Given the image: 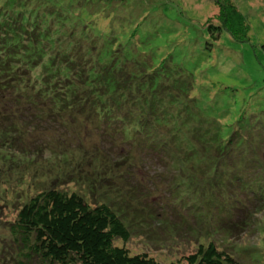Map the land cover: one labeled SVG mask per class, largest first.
I'll use <instances>...</instances> for the list:
<instances>
[{
	"label": "rangeland",
	"instance_id": "374dc122",
	"mask_svg": "<svg viewBox=\"0 0 264 264\" xmlns=\"http://www.w3.org/2000/svg\"><path fill=\"white\" fill-rule=\"evenodd\" d=\"M52 1L60 8L68 0ZM75 1L74 9L77 5L82 8L83 0ZM8 2L0 0V5ZM45 2L28 0V9L20 7L25 24L32 20L28 12L32 8L38 11L36 18L44 19L43 14L49 13L45 19L47 24L53 23L60 9L53 12L55 8L51 10ZM225 3L244 15L247 31L234 30L232 34L225 28L230 26L221 21L227 11ZM89 7L93 12L89 17L80 15L87 24L77 28L70 20L77 19L78 13L62 8L67 22L50 25L58 28L55 35L59 40L76 36L73 49L82 54L79 46H83L84 60L88 59L87 45L96 48L108 41L107 58L116 62V68L125 62L127 66L145 63L147 68L141 70L148 73L161 63L175 68L167 67L168 75H163L161 82L168 85L153 95L154 101L163 100L166 117L158 131L150 133L139 126L140 115L129 124L134 128L127 126L124 134V129L116 134L121 135L118 138L80 129L79 134L76 128L69 133L48 125L37 135L42 136L38 143H45L44 151L27 155L33 161L21 155L7 156L9 152L4 150H12L10 138L14 135L3 137L0 264H16L11 257L8 223L22 203L41 186L49 187L54 178L65 191L81 194L90 204H110L130 234L126 242L115 239L114 244L124 246L130 254L147 253L169 263L183 260L200 244L211 242L239 264H264V0H89ZM26 41L23 36L18 42ZM140 42L145 47H140ZM63 46L57 42L54 49L43 48L44 59L51 62L49 69L43 64L35 66L29 51L15 56L17 65L30 70V92L56 89L71 96L72 90L54 87L57 80L64 82L63 76L69 72L63 68L66 63L57 61ZM173 56L175 60L169 59ZM95 60L90 58L88 64ZM71 78L76 80L73 75ZM137 94L133 91L132 96ZM167 96H178L182 103L172 104ZM27 132L24 143L30 146L28 151H37L31 143L34 131ZM163 138L172 143L168 145L172 149L184 142L185 148L174 162L134 155L135 147L144 143L159 146ZM50 141L57 151L68 150L53 155L47 147ZM128 153L135 157L128 158ZM116 159L130 160L134 174L127 177L122 173L120 179L118 172L124 168H115Z\"/></svg>",
	"mask_w": 264,
	"mask_h": 264
},
{
	"label": "trees",
	"instance_id": "16d2710c",
	"mask_svg": "<svg viewBox=\"0 0 264 264\" xmlns=\"http://www.w3.org/2000/svg\"><path fill=\"white\" fill-rule=\"evenodd\" d=\"M45 1L51 6V10L55 8L53 12L60 9L53 20L54 25L56 23L57 26H62L60 24L67 22L62 11L64 7L71 8L75 14L78 13L77 19H69L76 28L87 24L85 18L82 20L80 15L89 17L93 13L89 12V0H83L82 8L78 7L81 5H77L76 9H74V4L77 2L75 0H68L67 4L59 5L60 8H57L58 6L52 0H43V3H46ZM27 3L28 0H9L7 5H0V136H2L0 144L5 145L4 138L14 135L10 138L9 147L12 150H4L9 152L7 156L21 155L26 161H33L32 156L27 157V155L44 151L42 147L44 148L45 143H38V139L41 140L42 136L37 135L38 133L42 135V129L48 125L54 127L55 130L64 129L69 133L76 128L78 133L80 129L87 132L96 131L104 137L114 135L118 138L121 135L116 134L123 132V129L122 134H124L127 126L130 127L129 124L141 115L139 126H145L150 133L158 131V125L164 121L166 114L162 106L163 100L154 101L156 96L153 95L164 90V87L168 85L166 82L162 84L161 79L163 75H168L167 67L172 69L170 66L165 67L161 63L151 73L142 71L147 68L145 63L141 66H127L128 63L125 62L123 66L116 68V62H113L112 58L108 63L110 61L107 58L110 48L108 41L96 48L87 45L88 57L85 58L88 59L84 60L83 46H79L82 54L74 52L73 45L76 43V36L72 35V39L62 40L60 38L59 40V37L55 35L58 28L50 27L53 23L48 22L47 24L45 19L49 18V13L43 14L44 19L36 18L37 9H29L32 20L25 24L24 16H20L19 11L22 6L23 10L28 9ZM225 5L227 11L223 14L221 21L230 24L225 28L232 34L234 30L247 31L244 15L240 14L234 5L230 3H225ZM29 24L32 25L27 26ZM132 35L136 40L134 33ZM23 36L27 37L24 44L18 42ZM79 36L82 38L83 34ZM99 37L102 38L101 34ZM57 42L64 43L58 60L56 56L49 57L52 61L54 59L59 61L60 65L61 61L66 63L63 64V68L71 73L67 71L68 74L63 76L64 82L57 80L54 87L67 88L73 93H69L71 96L63 95L56 89L55 91L37 89L34 93L30 92V70L17 65L15 56L29 51L30 59L33 60L35 66L43 64L46 67L51 62L44 59L46 53L43 48L48 45V49L50 46L54 49ZM31 45L40 52L37 53ZM138 45L145 47L141 42ZM2 48H4L3 54L1 53ZM168 55L173 54L169 52ZM38 56H41V59L37 58ZM92 57L96 60L88 64ZM174 57L173 59L169 57V59L175 60ZM152 61L156 63V59ZM165 63L168 64V62H163ZM72 75L76 78L75 81L80 83L77 87L71 78ZM133 91H138L139 94L132 96ZM54 92L57 94H53ZM167 97L172 104L182 103V99L178 96ZM22 127L25 128L22 129ZM133 128L130 127V130ZM28 130L34 131L31 134L34 137L31 143L37 151H28L30 146L24 143V137L29 133ZM15 131L18 132L17 136L14 134ZM77 132L75 134H81ZM103 141L107 142L102 139ZM163 141L164 143L159 146L154 143L152 145L141 144L142 148L135 147L136 150H133L134 155L139 157L142 153L144 160L174 162L179 152L182 153L181 149L185 148L184 142L174 144L178 149H172V146H168L172 144L171 142L165 138ZM50 143L51 141L47 143V147L53 155L63 154L68 150L64 148L57 151V146L51 147ZM38 144L43 146H39L38 149ZM126 156L130 159L135 157L130 153ZM113 164L117 170L124 168L119 171L120 173L117 171L120 179L122 173L127 177L134 174V171L131 173L134 167H131L130 160L128 163L119 162L116 159ZM58 182L54 178L49 187L41 186L25 203H22L15 218L8 223L11 249H13L11 257L16 264H239L234 257L224 251H219L211 242L206 246L200 244L196 252L186 255L183 260L169 263H161L147 253L130 254L124 246L114 244L115 239L126 242L130 234L125 223L111 205L106 202L90 204L81 194L65 191Z\"/></svg>",
	"mask_w": 264,
	"mask_h": 264
}]
</instances>
